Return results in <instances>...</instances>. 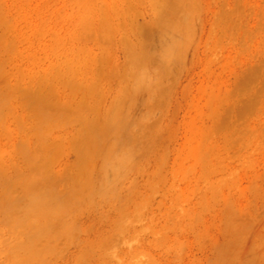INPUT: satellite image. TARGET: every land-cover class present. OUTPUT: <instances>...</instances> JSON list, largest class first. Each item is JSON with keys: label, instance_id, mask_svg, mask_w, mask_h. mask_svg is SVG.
Wrapping results in <instances>:
<instances>
[{"label": "rangeland", "instance_id": "1", "mask_svg": "<svg viewBox=\"0 0 264 264\" xmlns=\"http://www.w3.org/2000/svg\"><path fill=\"white\" fill-rule=\"evenodd\" d=\"M0 264H264V0H0Z\"/></svg>", "mask_w": 264, "mask_h": 264}, {"label": "bare ground", "instance_id": "2", "mask_svg": "<svg viewBox=\"0 0 264 264\" xmlns=\"http://www.w3.org/2000/svg\"><path fill=\"white\" fill-rule=\"evenodd\" d=\"M127 125V124H126ZM125 125V126H126ZM127 127V126H126ZM119 131H113V136L111 144H113L114 149L116 152V164L119 165L120 163L127 162L129 160V157L133 155L136 151H138L139 146L138 144L134 142L133 136L126 132L124 137L119 135ZM102 138V137H101ZM94 144L97 143V132L92 134V139L90 140ZM99 141V140H98ZM124 143H127L126 146H122ZM113 153L112 152H105L104 151V159H108L109 156ZM119 153V155H118ZM33 204V208L29 209L26 213L31 214L33 217L31 223L27 225L25 228H20L18 234H29L27 241H20L17 243L15 249H16V257L17 259L21 260L22 258H27L29 260H36L42 253L45 252V246L43 248L42 244H39V240L46 235L47 233L51 231H55L56 227H53V224L50 226L47 224H40L39 221H41L42 212L43 210H56V205L51 204V199L49 194H44L40 196L37 200L31 202ZM35 205H38L39 208H36ZM41 209V210H39ZM43 209V210H42ZM26 215V216H27ZM56 236V234H54ZM38 243V244H37Z\"/></svg>", "mask_w": 264, "mask_h": 264}]
</instances>
